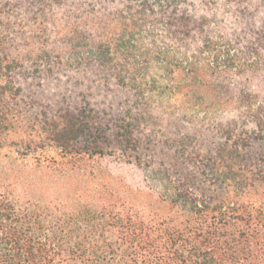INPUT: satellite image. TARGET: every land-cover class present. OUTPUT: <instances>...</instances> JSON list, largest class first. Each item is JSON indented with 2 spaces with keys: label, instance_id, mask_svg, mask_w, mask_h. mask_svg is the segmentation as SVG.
Masks as SVG:
<instances>
[{
  "label": "trees",
  "instance_id": "obj_1",
  "mask_svg": "<svg viewBox=\"0 0 264 264\" xmlns=\"http://www.w3.org/2000/svg\"><path fill=\"white\" fill-rule=\"evenodd\" d=\"M255 6L264 0H0V154L33 161L0 186V264H264ZM65 69L233 120L208 146L168 137L180 167L143 165L144 115L119 118L110 135L80 113L32 117L18 75ZM102 137L120 154L99 149Z\"/></svg>",
  "mask_w": 264,
  "mask_h": 264
},
{
  "label": "rangeland",
  "instance_id": "obj_2",
  "mask_svg": "<svg viewBox=\"0 0 264 264\" xmlns=\"http://www.w3.org/2000/svg\"><path fill=\"white\" fill-rule=\"evenodd\" d=\"M253 20L257 25L264 24V8H253ZM18 78L22 85L24 102L28 103L32 117L39 120L51 118L61 112L80 113L91 121L95 132L100 129L102 133L110 135V128L119 118L131 115L135 118L146 116L148 138L146 137V141L143 138V154L141 153L139 158L143 165L151 162L157 165L165 160L170 165L180 167L177 164L178 159H173V153L164 148L168 137H180L189 133L195 137L192 140L193 145L200 143L208 146L218 140L215 128L221 122L233 120L232 115L206 113L203 109L196 115L189 105L184 104L180 107L182 110H175L176 107L163 100L159 94L139 95L129 87L117 84L110 75L102 72L76 69L41 75L22 72ZM188 107L190 108L187 109ZM151 109L156 111V114L148 117L147 112ZM85 144V140H81L78 146L83 147ZM258 145L259 143L257 147ZM97 147L108 152H121L117 146L110 143L108 137L99 138ZM116 156L117 154L101 159L99 155H94L87 158H90L89 166L93 165L96 169L99 163L110 162L108 160H114ZM30 163L33 161L20 159L14 152L4 149L0 154V186L5 187L4 185L15 181L17 174L21 175L20 169Z\"/></svg>",
  "mask_w": 264,
  "mask_h": 264
}]
</instances>
